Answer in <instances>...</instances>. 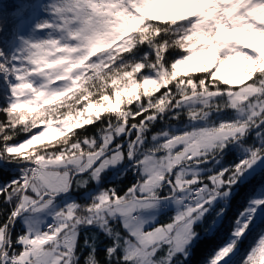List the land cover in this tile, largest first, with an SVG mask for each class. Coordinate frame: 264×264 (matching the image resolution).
Segmentation results:
<instances>
[{"label":"snow or ice","instance_id":"snow-or-ice-1","mask_svg":"<svg viewBox=\"0 0 264 264\" xmlns=\"http://www.w3.org/2000/svg\"><path fill=\"white\" fill-rule=\"evenodd\" d=\"M40 11L52 19L33 28L46 37L16 35L22 47H0V77L8 87L0 106V158L31 165L0 185V203L11 209L0 208V264H177L178 256L187 259L201 222L205 231L231 229L234 239L209 262L229 264L224 258L253 215L264 214V198L235 218L228 203L245 186L264 190V165L257 163L264 160V47L249 40L264 45V0H48L43 7L42 0H19L15 16L0 13V41L9 43ZM142 46L151 52L136 59ZM170 50L185 55L168 66ZM146 69L156 78L143 75ZM61 98L71 100L65 111ZM228 110L234 117L208 120ZM185 116L206 126L183 133L167 127L149 137L158 120ZM97 122L95 136L68 135L81 123ZM41 124L43 130L33 132ZM54 131L63 140L35 146ZM18 132L31 135L10 145ZM231 145L243 156L223 163ZM125 160L132 161L135 183L122 192L102 189L90 203L70 202L52 213L47 228L13 239L24 213L49 208L73 185L98 182ZM161 202L173 204L174 215L148 227L141 213ZM82 226L107 237L102 257L94 235L80 245ZM242 264H264V236Z\"/></svg>","mask_w":264,"mask_h":264},{"label":"trees","instance_id":"trees-1","mask_svg":"<svg viewBox=\"0 0 264 264\" xmlns=\"http://www.w3.org/2000/svg\"><path fill=\"white\" fill-rule=\"evenodd\" d=\"M45 1V0H44ZM42 0V4L44 3ZM19 6V0H0V13H3L6 17H13L16 15V9ZM40 12L34 13L28 20L25 27L19 29L16 34L13 35L12 40L5 44L3 41H0V47H4L6 51L12 52L13 46L17 44L16 35H19L21 32L26 31L29 28H32L33 22L38 18ZM11 21L9 20V24ZM145 52H151V49L147 48V46H142L136 53L135 58L140 59ZM185 53L182 50H170L167 55L166 64L170 66L171 62H174L178 58H182ZM93 59V57H92ZM183 73V72H182ZM190 75H203L201 73H189ZM143 75H147L152 78H156V74L154 72L148 71L147 69L144 71ZM164 91V89H161ZM8 92V87L5 84L2 77H0V106L5 104V95ZM154 95H159V93H154ZM71 103V100L68 98H61V101H57V104L60 106L61 111L66 110V105ZM59 114V113H57ZM101 115H105L104 111H101ZM233 115L231 110L225 112H213L208 117V120L213 123H218L221 120L232 118ZM0 119H3L0 116ZM167 119V117H165ZM100 122L94 123L91 126L84 125L83 123L78 128H73L68 133L71 135L72 132H79L81 138L84 135L95 136L97 135V127ZM190 124L187 117H183L179 120L168 121L165 123L164 121L158 120L152 128V131L149 133V137L155 133L159 132L162 129L169 128L170 131H174L176 133H181L188 125ZM44 127L42 124L38 126V129H33V132L38 131L40 128ZM31 133H23L18 132L14 139L8 141L10 145L19 144L26 139L29 138ZM64 136L60 135L53 140H47L41 143L36 144L35 146L39 147L44 144L55 143L63 140ZM250 140L254 138L253 133H249ZM122 139V137H121ZM2 146V144H0ZM231 148L230 151L226 150L223 155L222 162L229 163L236 160L240 157L241 150L238 149L235 145L229 146ZM27 151V150H25ZM132 161L125 160L123 163L118 164L114 168L107 169L101 176L100 180L97 181H89V183L83 188H77L75 185L71 188L69 193H73L74 200L77 203L85 204L90 203L93 196H96L102 189H106L111 186H115L118 191L122 192L125 188L130 186L132 183H135L137 176L132 173L130 168ZM26 163L17 162L16 159L9 157L7 159L0 158V185L8 184L13 180L19 179L18 168L20 166H25ZM202 167H205L202 165ZM207 167H212L211 164L207 165ZM264 170V169H261ZM209 173H204L203 175H208ZM138 175V174H137ZM91 189V191H90ZM90 191L89 193H85ZM240 193H243L241 195ZM166 192L161 190V195H165ZM59 196L58 198H60ZM256 198H264V190H262L259 186L255 189L248 190L247 186L242 188L235 197H229L228 203L231 205L229 215L232 218L239 216L242 212H245V209L251 206V201ZM0 208L4 209V213L6 214L11 209L0 203ZM168 213L166 216L162 217L159 223L165 224L169 221V219L174 215V210L167 209ZM165 211H163L164 213ZM162 213V214H163ZM197 231L199 232L198 237L188 246L187 248V259L185 260L183 256L177 257V264H209L211 258L216 254L217 250L228 245L230 241L233 239L232 231L228 227L224 228H215L205 231L203 226V222L196 225ZM24 232V229L17 220L16 227L13 229V239ZM95 236V239L98 241L96 246V251L99 256H103L104 245L107 243V237H105L104 233L100 231L99 228L95 226H82L80 230V245L83 246V240L86 236ZM264 235V214H261L257 219L255 215H253V222L249 224V230L246 231L242 238H240L237 242L235 251L230 257H228L229 264H242L244 259L248 256L250 251L257 245L260 237ZM14 247L19 250L20 245L15 244ZM88 249L85 247L81 252V259L84 255H86Z\"/></svg>","mask_w":264,"mask_h":264},{"label":"rangeland","instance_id":"rangeland-1","mask_svg":"<svg viewBox=\"0 0 264 264\" xmlns=\"http://www.w3.org/2000/svg\"><path fill=\"white\" fill-rule=\"evenodd\" d=\"M47 2H48V0H45L44 3L42 4V7L46 6ZM50 19H52V17L47 12L40 11V14H39L38 18L32 24V28H29L26 31L21 32L19 34V36H23V37H25L27 39H36V38L46 37L48 35V33L35 31L34 28H33V25H35L36 23H40L43 20H50ZM51 35L52 36H58L59 33L52 32ZM17 41H18L17 44H15L13 46V50L23 46L22 43L19 40H17ZM255 42H256V40H254V43H253L254 46L264 47V45H260L259 43L255 44ZM98 54L99 53H97V55ZM93 59H95V57H93ZM180 71L184 72L185 68H181ZM36 83L39 84L40 81L36 80ZM56 83H62V82L57 81ZM102 110L103 109H100V112ZM93 111H96V110L94 109ZM231 113H232V115L234 117L235 114L232 111H231ZM218 123H216V124H218ZM205 126H206V124H205L204 121H198V122H196L194 124L190 123L181 133H183V132H185V131H187L189 129H192V128H196V127H201L202 128V127H205ZM43 128L44 127L40 128L39 130H43ZM53 128H55V123L53 125ZM58 136H60V134H58V133H56L54 131L52 135L47 136V137H43L40 140L36 141L35 145L38 144V143L47 141V140H53L54 138H57ZM239 154H240V157L243 156L242 151ZM110 168H114V167H109L108 169H110ZM204 173H206V172H204ZM204 173H202V174H204ZM90 191H91V189H90ZM90 191H87L85 193H89ZM69 192L68 193H62L61 197L60 198L57 197L55 202H54V204L52 206H50L49 208L45 209V210H42V211H40L38 213H35V214L24 213L22 216H20L18 219H19V222L21 223V225H22V227L24 229L23 233L31 232V231H34V230H43L48 225L52 224L53 223L52 213L55 212L57 209L64 207L66 204L75 201L74 198H73L74 197L73 193H69ZM167 209L174 210V213L176 211L175 206L173 204H171L169 202H161L156 208H154V209H152L150 211L141 213V216H142L143 219L148 221V225L147 226L148 227H152V226H155L156 224H162V223H159V221H161L162 217H164V216H166L168 214V213H166V212H168ZM163 211H165V212L163 213ZM262 236H264V235H262ZM233 239H234V237H233ZM232 240L230 241V243L232 242ZM233 252L229 253V255L226 256L224 259L227 260L228 257H230V255L233 254Z\"/></svg>","mask_w":264,"mask_h":264},{"label":"built area","instance_id":"built-area-1","mask_svg":"<svg viewBox=\"0 0 264 264\" xmlns=\"http://www.w3.org/2000/svg\"><path fill=\"white\" fill-rule=\"evenodd\" d=\"M31 165H29V164H26L25 166H20L19 168H18V173H19V176L21 177V175H22V169H24V168H26V167H30ZM47 228V227H46Z\"/></svg>","mask_w":264,"mask_h":264},{"label":"bare ground","instance_id":"bare-ground-1","mask_svg":"<svg viewBox=\"0 0 264 264\" xmlns=\"http://www.w3.org/2000/svg\"><path fill=\"white\" fill-rule=\"evenodd\" d=\"M249 40H250V42H252V43H254V40H256L255 44H256V43H259L260 45H262V44L260 43L259 38H256V37H250Z\"/></svg>","mask_w":264,"mask_h":264},{"label":"water","instance_id":"water-1","mask_svg":"<svg viewBox=\"0 0 264 264\" xmlns=\"http://www.w3.org/2000/svg\"><path fill=\"white\" fill-rule=\"evenodd\" d=\"M257 163L260 164V165H264V160L258 161ZM67 193H68V192H67ZM59 196H61V195H59ZM59 196H57V197H59ZM57 197H56V198H57Z\"/></svg>","mask_w":264,"mask_h":264}]
</instances>
